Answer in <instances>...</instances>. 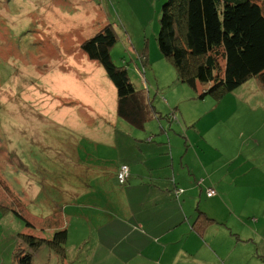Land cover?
<instances>
[{"label": "rangeland", "instance_id": "rangeland-1", "mask_svg": "<svg viewBox=\"0 0 264 264\" xmlns=\"http://www.w3.org/2000/svg\"><path fill=\"white\" fill-rule=\"evenodd\" d=\"M163 1L0 0V264H20L19 241L33 252L30 264L80 261L83 237L88 245L96 236L88 212L106 207L122 185L113 158L130 133L162 136L176 168L264 173V85L253 75L215 96L201 95L206 82L181 81L156 42ZM107 23L117 35L110 57L134 87L132 114L101 62L80 47ZM74 213L83 231L73 218L63 248H29L28 233L50 239Z\"/></svg>", "mask_w": 264, "mask_h": 264}, {"label": "crops", "instance_id": "crops-1", "mask_svg": "<svg viewBox=\"0 0 264 264\" xmlns=\"http://www.w3.org/2000/svg\"><path fill=\"white\" fill-rule=\"evenodd\" d=\"M128 135L123 156L116 145L113 158L117 166L127 164V179L106 207L88 212L96 236L88 245L83 237L77 264H264V173L237 167L241 175L228 176L225 165L210 170L196 163L176 168L175 149L162 136ZM209 186L212 195L206 194ZM201 212L211 221L203 224ZM73 218L83 231L81 218L72 214L66 240Z\"/></svg>", "mask_w": 264, "mask_h": 264}, {"label": "trees", "instance_id": "trees-1", "mask_svg": "<svg viewBox=\"0 0 264 264\" xmlns=\"http://www.w3.org/2000/svg\"><path fill=\"white\" fill-rule=\"evenodd\" d=\"M158 18L160 52L173 64L181 81L193 86L197 81L207 83L201 95L219 96L253 75L264 85V7L257 0H164ZM116 38L113 26L107 23L80 47L88 57L101 62L116 86L120 104L123 101L124 109L132 114L129 95L134 87L126 67L114 63L109 53ZM0 182L5 181L0 178ZM198 217L203 224L211 221L203 212ZM27 236L29 248L45 241L63 248L67 230L58 227L50 239ZM32 253L20 241L13 249L20 264H30Z\"/></svg>", "mask_w": 264, "mask_h": 264}, {"label": "built area", "instance_id": "built-area-1", "mask_svg": "<svg viewBox=\"0 0 264 264\" xmlns=\"http://www.w3.org/2000/svg\"><path fill=\"white\" fill-rule=\"evenodd\" d=\"M117 178L120 183H125L126 177L128 176V166L125 163H122L118 166L117 168ZM215 192L214 188L209 186L206 188V194L207 195H212Z\"/></svg>", "mask_w": 264, "mask_h": 264}]
</instances>
